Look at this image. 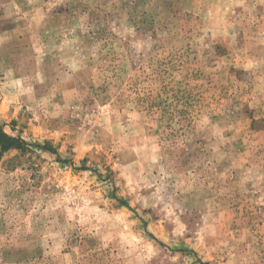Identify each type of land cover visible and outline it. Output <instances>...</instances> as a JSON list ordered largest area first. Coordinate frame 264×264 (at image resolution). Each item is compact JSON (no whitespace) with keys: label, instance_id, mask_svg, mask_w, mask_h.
Segmentation results:
<instances>
[{"label":"rangeland","instance_id":"rangeland-1","mask_svg":"<svg viewBox=\"0 0 264 264\" xmlns=\"http://www.w3.org/2000/svg\"><path fill=\"white\" fill-rule=\"evenodd\" d=\"M0 125V264H264V0H0Z\"/></svg>","mask_w":264,"mask_h":264},{"label":"trees","instance_id":"trees-1","mask_svg":"<svg viewBox=\"0 0 264 264\" xmlns=\"http://www.w3.org/2000/svg\"><path fill=\"white\" fill-rule=\"evenodd\" d=\"M0 142L9 146L17 145L20 147L25 146L27 144L25 140L8 134L1 125H0ZM43 148L56 154L55 148L53 146L45 145L43 146ZM63 161L66 162L67 160H63Z\"/></svg>","mask_w":264,"mask_h":264}]
</instances>
